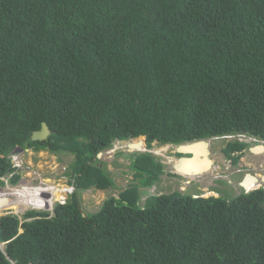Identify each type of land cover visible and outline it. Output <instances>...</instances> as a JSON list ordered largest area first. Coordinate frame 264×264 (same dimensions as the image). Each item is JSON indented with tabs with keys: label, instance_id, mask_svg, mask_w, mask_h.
<instances>
[{
	"label": "trees",
	"instance_id": "1",
	"mask_svg": "<svg viewBox=\"0 0 264 264\" xmlns=\"http://www.w3.org/2000/svg\"><path fill=\"white\" fill-rule=\"evenodd\" d=\"M227 134L264 140V0H0V174L15 145L65 152L75 187L51 212L0 216V264H264V188L141 203L164 172L150 152L126 155L118 197L81 210L80 190L115 188L97 155L116 140ZM247 146L223 152L234 164ZM5 195L0 210L16 207Z\"/></svg>",
	"mask_w": 264,
	"mask_h": 264
},
{
	"label": "rangeland",
	"instance_id": "2",
	"mask_svg": "<svg viewBox=\"0 0 264 264\" xmlns=\"http://www.w3.org/2000/svg\"><path fill=\"white\" fill-rule=\"evenodd\" d=\"M236 139L240 141H251V139L247 136L234 138H211L209 140V157L212 159L211 169L199 174L198 176H194V178L186 175L183 177L177 174H168L174 173L172 171L173 168L171 164L175 161L176 157L180 155L174 153L176 150L174 144H158L154 141L150 148L143 147V149H140L139 151H132L126 146L125 141L127 140H123V142L115 141L111 148L102 151L98 155L101 160L106 162V167L111 172V176L115 181V188L98 189L91 187L90 189L80 190L79 195L81 199V210L83 214L97 211L106 198L110 196L118 197L120 191H122L124 187H127V185L135 179L133 177L134 171L129 167L131 160L126 156L127 154H131L133 152H153V155L156 157L155 159H158L164 166V173L160 176L159 181L150 188L146 187L144 190L145 195L141 196V199L145 198L148 194H169L174 191H180L181 193H197L204 197L209 195H222L225 197L236 195L241 192V187L239 186L238 181L242 176L241 173L236 172L237 168H241L245 172L249 171L253 174H257L264 181V152L251 153L248 149H245L242 153H240L241 157H239L236 163L231 164L228 161H224L223 158L225 156H223L221 152L222 148L225 147V144L228 141H235ZM252 144L253 142L249 143V145ZM120 151H122L123 154L119 155L118 152ZM18 152L20 155L18 157V161L19 163L24 164V166H21L20 168L18 174L19 179L15 183L16 186L12 187L28 190L29 192H34L36 195L39 191L50 192L51 188H54V191L63 190L64 192H62L60 197L58 196L54 197V199L52 198L53 200L51 199L53 201L51 205L58 199L61 200L64 197H67V191L70 189L67 187L68 179L65 176V172L70 170L69 166L73 160L72 154L65 152L54 154L46 150L34 152L31 149L25 150L24 148H21ZM34 175L40 177L38 181L42 180L46 183L44 185L34 186L35 179L37 178L34 177ZM22 184H29V186L22 187ZM6 186L11 187L6 182L1 184L0 187ZM262 186L264 188V182L262 183ZM10 192V189L4 191L0 190V196L5 195L8 197L12 195V198H15L18 194L16 192ZM141 203H143V201ZM2 208L0 210V214L14 212L18 213L19 216H21L25 210L32 209L29 205L25 207L16 206L12 209ZM50 208V205H40V207L37 206L36 209L49 210ZM3 246L4 245H2V247Z\"/></svg>",
	"mask_w": 264,
	"mask_h": 264
},
{
	"label": "water",
	"instance_id": "3",
	"mask_svg": "<svg viewBox=\"0 0 264 264\" xmlns=\"http://www.w3.org/2000/svg\"><path fill=\"white\" fill-rule=\"evenodd\" d=\"M49 134H50L49 127L47 126V124L45 122H42L39 129H36V130L32 131V133L30 134V139L31 140H44L45 138H47V136ZM138 138H142V143L144 145L145 144L144 143V139H145L144 136L143 137L142 136H138V137H136L134 139H131V140H135V139H138ZM208 140L209 139H195L193 141H189V142L187 141V142L180 143V144L176 145L175 152L179 153V154H182V155L177 157L176 161L172 164V168L174 169V172H177V173H180V174L184 173V174H186L188 176H195V175H199V173L202 174V173L208 171L210 169L211 165H212V161L209 164V161L211 160V158L209 157L210 151H209V142H208ZM137 143H139V142L129 141L127 143V145H128L129 148L133 147L134 149H137L136 148ZM197 145H200L201 148H202L201 151H203L202 156L200 157L201 160L204 157V158H206V162H205L203 167H201V168H200V166L199 167H193V168H195L193 171L186 172L185 171L186 168L189 167V166L191 167L194 164L195 160L198 159L197 157H199L195 150H190L192 147H196ZM259 147L262 148L261 153H263L264 152V145H262V144L250 146L249 147V151L251 153L252 152L254 153V150L256 148H259ZM183 167L185 169L184 171H183ZM192 172H194V173H192ZM250 181L257 182V181H259V178L257 176H255L254 174L250 173V172H246L245 175H244V178L239 182V186L242 189H245L246 186L249 185Z\"/></svg>",
	"mask_w": 264,
	"mask_h": 264
},
{
	"label": "clouds",
	"instance_id": "4",
	"mask_svg": "<svg viewBox=\"0 0 264 264\" xmlns=\"http://www.w3.org/2000/svg\"><path fill=\"white\" fill-rule=\"evenodd\" d=\"M39 129V128H38ZM36 130V129H35ZM32 133V132H31ZM139 136H144V135H139ZM239 136H247V137H249L250 139H251V141H240V140H235V141H240V142H246V143H248V146L245 148V149H248V151H249V147L250 146H254V145H259V144H262V145H264V140H260V139H256V138H254V137H252V136H248V135H245V134H227V135H223V136H219V137H208V138H204V139H211V138H234V137H239ZM48 137V136H47ZM138 137V136H137ZM145 137V136H144ZM29 138H30V136H29ZM134 138H136V137H133V138H130V139H127V141H125V143H127V142H129V141H131V139H134ZM46 139V138H45ZM44 139V140H45ZM31 140V139H30ZM209 140H208V142H209ZM41 141V140H40ZM116 141H119V140H116ZM122 142H123V140H121ZM191 141H193V140H191ZM187 142V141H186ZM189 142V141H188ZM251 142H253V144L252 145H249V143H251ZM144 143H145V139H144ZM181 143H184V142H181ZM167 144H172V143H167ZM178 144H180V143H178ZM178 144H174V146H175V148H176V145H178ZM126 146L128 147V145L126 144ZM144 147H146L145 146V144L143 145ZM21 148H24L25 150H28V149H31L30 147H21V146H19V145H15L13 148H12V150L10 151V153L8 154V155H6V157L8 158V160H9V163H10V170L8 171V172H3V173H1L0 174V180H2L3 181V183H7L9 186H16V184H11L10 182H9V179H10V177L11 176H13V175H15V174H19V171H20V168H21V166H24V164H21V163H19V161H18V157L20 156L19 155V152H18V150H20ZM129 148V147H128ZM244 149V150H245ZM32 150V149H31ZM42 150H45V149H39V150H36V151H34V150H32V151H34V152H37V151H42ZM243 150V151H244ZM46 151H48V150H46ZM132 151H139L138 149H132ZM242 151V152H243ZM48 152H50V151H48ZM236 152V151H235ZM235 152L234 153H232V155L234 156V154H235ZM242 152H239L238 153V155H239V157H240V153H242ZM250 152V151H249ZM53 153V152H52ZM99 153H101V152H99ZM98 153V154H99ZM139 153H141V152H139ZM151 153V155H153L152 153L153 152H150ZM176 153V152H175ZM54 154H56V153H54ZM177 154H179V153H177ZM182 154H180V155H178L177 157H179V156H181ZM5 155L4 154H0V157H4ZM98 156V155H97ZM154 156V155H153ZM224 156H225V154H224ZM176 157V158H177ZM224 159V161L225 162H229V163H231V164H233L232 163V161H231V158L230 157H224L223 158ZM239 159V158H238ZM212 166V165H211ZM210 169H211V167H210ZM173 172H174V169L172 170ZM236 172L237 173H241L242 174V176H241V178H240V180L238 181V182H240L243 178H244V175H245V171L243 170V169H241V168H237L236 169ZM247 172H249V171H247ZM164 173V172H163ZM251 173V172H250ZM168 174H170V173H168ZM173 174H177V175H180V176H183V174H180V173H177V172H174V173H171L170 175H173ZM253 174V173H252ZM254 175H256V174H254ZM160 176H162V174L160 175ZM195 176H198V175H195ZM34 177H37V175H34ZM184 177V176H183ZM259 178V177H258ZM38 179H40V177H37L36 179H35V185L34 186H36V185H44L46 182H44V181H38ZM261 179L262 178H259V185L256 187V188H259V187H262L263 188V186H262V183L264 182L263 181V179H262V181H261ZM18 181V180H17ZM158 182V181H157ZM17 185H19V184H17ZM0 186H1V184H0ZM23 186H29V184H25V185H23L22 184V187ZM32 186V185H31ZM154 186V185H153ZM67 187L70 189V190H68L67 191V197H64L63 199H61V200H57V201H55V202H59V203H64L65 201H66V199L69 197V195L75 190V187H74V185H70V184H68L67 183ZM150 188V187H149ZM256 188H250V189H242L241 188V191H243V192H248V191H250V190H253V189H256ZM143 189V192H144V190H145V188H142ZM145 193V192H144ZM154 194H159V193H154ZM191 194H193V196H197V193H191ZM145 195V194H144ZM144 195H142V196H144ZM200 195V194H199ZM2 196V195H1ZM0 196V197H1ZM210 196V195H209ZM214 196V195H213ZM218 196V195H217ZM146 197V196H145ZM54 199V198H53ZM52 199V200H53ZM52 200H50V202L48 201V203H49V205L51 206V208L49 209V210H41V209H36L37 208V206L35 207V205H29L30 206V208H32V209H27V210H36V211H52V209H53V204L55 203H53L52 205H51V203L53 202ZM145 200V198H143V199H141L140 198V201L142 202V201H144ZM28 206V205H27ZM22 207H25V206H22ZM26 211V210H25ZM24 211V212H25ZM23 212V213H24ZM7 213H12V214H14V215H17V217L20 219V223L22 222V221H24V220H29L30 218H25V219H23L22 218V214H21V216H19L18 215V213H14V212H7ZM7 213H4V214H7ZM4 214H0V216L1 215H4ZM22 231V229L19 227V229H18V232H21ZM2 245H4L2 242H0V249L4 252V249H3V247H2Z\"/></svg>",
	"mask_w": 264,
	"mask_h": 264
},
{
	"label": "bare ground",
	"instance_id": "5",
	"mask_svg": "<svg viewBox=\"0 0 264 264\" xmlns=\"http://www.w3.org/2000/svg\"><path fill=\"white\" fill-rule=\"evenodd\" d=\"M134 142H139V143H137V146H136V148L137 149H139L142 145H143V143H142V140H135ZM131 148H133V147H131ZM201 146L200 145H197L196 147H192L190 150H195L196 152H197V155L199 156V157H197L198 159H196L195 160V162H194V164L189 168V167H187L186 168V170L184 169V167H183V171L185 170L186 172H191V171H193L195 168H193V167H199L200 166V168L201 167H203L204 166V164H205V162H206V158H204L203 157V159L201 160V156H202V153H203V151H201ZM186 150V149H185ZM261 150H262V148H256L255 150H254V153H261ZM199 151V152H198ZM201 151V152H200ZM257 151V152H256ZM175 153V152H174ZM177 159V158H176ZM176 159H175V161H176ZM174 161V162H175ZM212 161V159L209 161V164H210V162ZM171 162V161H170ZM173 162V163H174ZM172 163V164H173ZM171 164V165H172ZM192 164V163H191ZM190 164V165H191ZM183 165V164H182ZM261 166V165H260ZM192 173H194V172H192ZM181 174H183V176L184 175H186V174H184V173H181ZM200 174V173H199ZM186 176H188V175H186ZM255 176H257V177H259V178H261L259 175H255ZM191 178H194V176H191ZM196 178V177H195ZM259 185V181H257V182H253V181H250V183H249V185L248 186H246V188L245 189H250V188H256L257 186ZM9 190L10 189V193H18L17 195H16V197L15 198H12L13 196L11 195V196H8V197H6L5 198V200H6V202L7 203H9L10 205H15V206H17V207H20V206H27V205H36V206H38V207H40V205H43V206H48L49 205V203H48V201L50 202V200L52 199V198H54V197H60L61 195H62V192H64L63 190L61 191V190H57V191H54V188H51V190H50V192H46V191H39V193L36 195L34 192H29L28 190H22V189H19V188H15V187H8V186H6V187H4V188H2L1 189V191L3 190ZM31 190H33V189H31ZM7 192V191H6ZM9 193V192H8ZM211 193V192H210ZM4 194H5V192H4ZM7 196V195H6ZM62 198V197H61ZM13 205V206H14Z\"/></svg>",
	"mask_w": 264,
	"mask_h": 264
},
{
	"label": "flooded vegetation",
	"instance_id": "6",
	"mask_svg": "<svg viewBox=\"0 0 264 264\" xmlns=\"http://www.w3.org/2000/svg\"><path fill=\"white\" fill-rule=\"evenodd\" d=\"M229 142H231V141H228V142L225 144V147L227 146V144H228ZM225 147H224V148H225ZM224 148H222V151H221V152H222V154H223V156H224V153H223V149H224ZM237 152H240V151H236L234 155H238V153H237ZM240 157H241V156H240Z\"/></svg>",
	"mask_w": 264,
	"mask_h": 264
}]
</instances>
